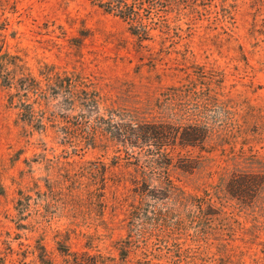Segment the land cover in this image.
Here are the masks:
<instances>
[{"label":"rangeland","instance_id":"1","mask_svg":"<svg viewBox=\"0 0 264 264\" xmlns=\"http://www.w3.org/2000/svg\"><path fill=\"white\" fill-rule=\"evenodd\" d=\"M110 1L0 0V264H264V0Z\"/></svg>","mask_w":264,"mask_h":264},{"label":"trees","instance_id":"2","mask_svg":"<svg viewBox=\"0 0 264 264\" xmlns=\"http://www.w3.org/2000/svg\"><path fill=\"white\" fill-rule=\"evenodd\" d=\"M124 3L117 1H110L103 3L101 7L107 11H113L119 16L126 18L131 23V26L140 22L138 17L131 14H126V9H123ZM108 133L110 132L112 139L121 147L138 148L143 146H151V140H159L160 145L163 147V140H170V144L179 143L192 145L198 140H203L204 131L197 126L189 125L188 127H181L179 125L168 124H150V123H134L125 122L117 123L116 125H108ZM112 126V127H111ZM112 128V129H111ZM198 137V138H197ZM168 142V141H167ZM169 144V145H170ZM147 158L151 159L152 165L164 164L168 166L170 159L163 152L151 153ZM166 189H171L172 186L169 183L164 185ZM242 189V185L236 187ZM42 251L45 249L42 247ZM66 257L64 264H96L95 258L87 254L70 253L66 247L59 249ZM45 252V251H44Z\"/></svg>","mask_w":264,"mask_h":264}]
</instances>
